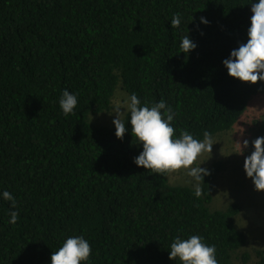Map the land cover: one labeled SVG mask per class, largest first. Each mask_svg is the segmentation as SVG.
Listing matches in <instances>:
<instances>
[{
	"label": "trees",
	"instance_id": "trees-1",
	"mask_svg": "<svg viewBox=\"0 0 264 264\" xmlns=\"http://www.w3.org/2000/svg\"><path fill=\"white\" fill-rule=\"evenodd\" d=\"M256 2L0 0V264H51L76 236L92 250L82 264H181L169 260L170 245L191 235L215 246L218 264H235L247 239L234 219L240 207L212 208L224 162L207 166L196 197L195 187L134 163L143 148L130 113L122 140L89 116L109 111L121 90L141 106L163 99L177 138L230 130L250 99L264 96V82L242 83L222 63L247 43ZM176 13L179 28L171 27ZM185 35L196 44L187 56ZM64 90L77 96L68 116ZM256 122L264 137V116ZM257 254L264 264V251Z\"/></svg>",
	"mask_w": 264,
	"mask_h": 264
},
{
	"label": "clouds",
	"instance_id": "clouds-1",
	"mask_svg": "<svg viewBox=\"0 0 264 264\" xmlns=\"http://www.w3.org/2000/svg\"><path fill=\"white\" fill-rule=\"evenodd\" d=\"M250 27L247 30V43L240 44L230 52L229 58L222 61L228 76L242 83L257 84L264 82V0L251 5ZM180 14H174L171 27L179 28ZM201 23H207L201 18ZM196 44L185 35L180 48L187 56ZM59 106L65 116L73 114L77 106V96L64 90L59 100ZM123 109V111H121ZM115 136L122 140L129 131L126 128L124 116L130 113V131L143 150L134 158L138 167L150 170L153 174L168 176L184 170L186 175L196 181L195 196L202 195L200 184L203 177L209 175L208 170L196 165L198 158L205 152L211 153L214 144L210 133L204 132L203 141L195 139L189 132L181 130L179 137L172 126L175 113L172 108L161 99L151 107L141 106V101L135 93L127 100L117 103L114 107ZM248 140L237 143L238 153L243 154L248 147ZM253 151L246 156L243 169L246 177L251 178L256 191H264V137H257L252 141ZM3 199L11 202V207H17L15 198L8 191L3 192ZM19 219L18 211L10 212V224H16ZM91 246L83 237H69L63 245L52 252L51 264H82L91 255ZM169 260H179L181 264H218L215 246L203 242L199 235H191L187 239L176 237L170 245Z\"/></svg>",
	"mask_w": 264,
	"mask_h": 264
},
{
	"label": "rangeland",
	"instance_id": "rangeland-1",
	"mask_svg": "<svg viewBox=\"0 0 264 264\" xmlns=\"http://www.w3.org/2000/svg\"><path fill=\"white\" fill-rule=\"evenodd\" d=\"M127 98L125 92L116 91L111 101V109L107 112L90 114V122L114 126L112 123L116 118L113 112L114 107ZM263 116L264 96H253L245 113L230 130L211 137L214 143L211 153L205 152L194 165L200 164L201 168L206 169L215 160H221L225 164V170L215 182L212 208L225 209L233 203L240 207V211L234 219L237 228L247 235V239L244 246L234 255L235 264H256L257 252L264 251V191L254 189L251 178L246 177L243 169L245 157L254 150L252 141L260 137L256 121H259ZM244 140H248V147L244 149L242 155L237 154V143L242 144ZM170 183L195 187L196 181L186 175L184 170H181L170 175ZM244 255L248 256L247 261L243 260Z\"/></svg>",
	"mask_w": 264,
	"mask_h": 264
}]
</instances>
